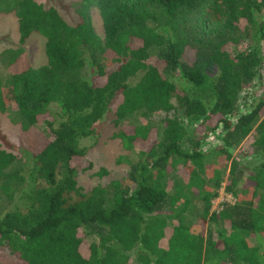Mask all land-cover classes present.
I'll use <instances>...</instances> for the list:
<instances>
[{
  "label": "trees",
  "instance_id": "trees-1",
  "mask_svg": "<svg viewBox=\"0 0 264 264\" xmlns=\"http://www.w3.org/2000/svg\"><path fill=\"white\" fill-rule=\"evenodd\" d=\"M71 5L74 24L36 0H0V14L17 19L19 44L37 34L47 55L33 67L22 49L6 51L0 111L15 106L24 129L39 121L50 129L31 135L29 159L0 147V191L9 203L0 249L14 256L0 264H264V160L249 159L264 157V90L239 104L264 70V0ZM137 112L164 117L129 121ZM107 114L118 128L113 137L137 156L125 159L121 176L86 190L77 183L80 140ZM209 133L231 159L225 190L235 199L212 212L223 170L205 161L214 149L202 145ZM194 211L215 226L206 237L190 229ZM85 236L94 237L86 252Z\"/></svg>",
  "mask_w": 264,
  "mask_h": 264
},
{
  "label": "rangeland",
  "instance_id": "rangeland-1",
  "mask_svg": "<svg viewBox=\"0 0 264 264\" xmlns=\"http://www.w3.org/2000/svg\"><path fill=\"white\" fill-rule=\"evenodd\" d=\"M43 3L45 7L54 6L60 15L69 23L74 24L77 17L71 5L72 0H36ZM92 23L94 30L99 36H102V27L100 16L97 11H91ZM22 49L23 60H27L33 67H40L47 61V55L44 51V38L37 34L31 35L23 45L19 44L18 23L15 15L0 14V76L3 81L8 76L7 59L5 53L7 50ZM149 62H156V55L152 54L148 59ZM91 75V73H89ZM264 79V70L262 76L255 78L252 84L241 93L239 104L242 108L249 106L258 97V92L264 90L260 82ZM136 80V79H131ZM246 96V99L244 98ZM16 107L10 106L4 112L0 111V147L8 152L13 153L18 157H26L29 159V150L27 141L32 134L38 133L47 136L50 129L47 124L39 121L35 126L24 129V124L17 117ZM51 110L50 118H57ZM164 117V113L155 112L152 114L143 115L137 112L132 115L129 121L133 123H153ZM127 123V122H126ZM129 123V122H128ZM131 123V122H130ZM191 128V127H190ZM29 129V130H28ZM118 128L112 122L110 115H105L100 122L96 124V133L92 137H86L80 140L81 145L86 147V154L82 157L78 165L77 183L84 189H89L96 184L107 183L110 179L121 176L123 171L127 168L126 158L135 159L137 156V149L128 150L124 148L121 140L118 137H113ZM214 133H209L207 137L202 139V145L206 149H212L205 159L208 164L220 166L223 170V182L219 189L217 197L212 199L210 212L220 210L224 203H233L235 201L233 195L225 190L226 176L228 173L230 160L224 159V155L218 152L217 145L219 141L215 138ZM254 132H250L248 136L242 141L240 146H244L245 142L253 140ZM239 154V150L232 151V155ZM253 163H259L264 160L263 156H253L249 158ZM119 160V161H118ZM16 165L14 163L12 166ZM100 169L105 170L106 174L98 176ZM198 205V210L201 207ZM9 208V203L5 195L0 191V214ZM190 223V229L193 232H200L206 237L208 232L215 226L210 220L202 221L196 211L187 214ZM94 241L93 236H85L83 240L82 250L87 251L88 245ZM249 243L256 242L255 238H248ZM130 259H135V252L129 251ZM0 259H14V256L7 253L5 249H0Z\"/></svg>",
  "mask_w": 264,
  "mask_h": 264
}]
</instances>
